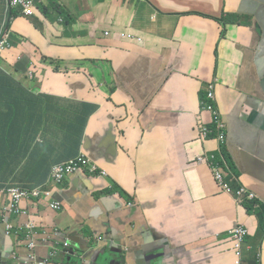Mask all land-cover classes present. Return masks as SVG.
Returning a JSON list of instances; mask_svg holds the SVG:
<instances>
[{
	"label": "crops",
	"instance_id": "0c3cea01",
	"mask_svg": "<svg viewBox=\"0 0 264 264\" xmlns=\"http://www.w3.org/2000/svg\"><path fill=\"white\" fill-rule=\"evenodd\" d=\"M6 2L0 0V32L12 33L13 47L0 57V192L11 184H42L55 164L82 152L107 175L82 176L76 184L77 176L70 178L55 193L61 212L46 202L24 201L30 215L7 218L19 228L12 236L5 233L8 199L0 193V264L30 263L28 232L21 229L30 220L38 226L41 259L55 251L52 264H99L111 251L93 228L103 229L115 215L132 230L134 244L143 245L139 264L141 251L149 255L147 246L163 253L158 264H235L220 236L236 222L254 235L258 222L220 192L209 166L199 161L218 142L199 141L192 122L200 112L197 87L214 83L236 174L264 198V2L60 0L77 19L73 25L59 24L51 11L46 19L14 12L10 21ZM225 10L240 14L242 25L229 27L222 39L218 18ZM128 27L144 46L104 36ZM24 57L32 60L34 78L15 68ZM45 58L64 64L55 70ZM176 78L191 109L182 101L173 104ZM175 93L180 99L178 87ZM52 105L63 112L68 107L63 131L52 123L58 117L49 112ZM127 107L140 109L139 125L149 127L148 135H136L133 123L123 126ZM155 116L176 118L168 131L177 129L180 149L172 152L162 143L166 137L156 133ZM111 180L126 195L96 197ZM146 209L154 220L145 218Z\"/></svg>",
	"mask_w": 264,
	"mask_h": 264
},
{
	"label": "clouds",
	"instance_id": "9594fccd",
	"mask_svg": "<svg viewBox=\"0 0 264 264\" xmlns=\"http://www.w3.org/2000/svg\"><path fill=\"white\" fill-rule=\"evenodd\" d=\"M261 1L264 2V0ZM48 11H51L52 13H56L59 24L73 25L77 22V19H75L71 15L69 9H67V7L60 2V0H7L6 2V14L10 16L11 19L10 21H12L13 18L16 16L14 12L19 13L18 14L19 16L21 15L26 18L35 17L40 19L42 18L46 19L48 15ZM219 18L221 19V21L218 20V22L222 24L224 29L226 30V35L225 37H222V39H225L227 37L229 32V27L242 25L240 21L241 15L238 13H228L225 10L221 14V17ZM3 32L9 34V42L11 46L10 48H7L4 51H2L0 53V57L5 53L6 50L11 49L13 47L11 43L12 33L8 31L6 28H4L2 32H0V35ZM104 36L118 37L121 40L132 42L140 46L145 45L144 44L145 41L142 38V36L136 34L135 31L130 27L126 28L125 30L107 31L104 33ZM27 59H29L31 62L29 67V72L26 73L20 69L19 70L25 74H28L31 78H34L36 69H31V65L33 64L32 60L30 58ZM52 60L56 61V63L55 64L51 63ZM43 63L54 67L55 70H59V66L64 64V62L49 58H45ZM210 86H213V93H214V83H211L208 85V88L204 91L206 93V100H202L201 96L198 98L200 101V112L198 114V122L195 126V129L196 131L197 129L199 130L197 134V139L199 141L206 142L208 140H215L216 142H218V147L216 150L203 154L198 159L200 162H203L209 166L212 172L214 182L218 187V189L220 190V192L222 194H226L232 197L233 200L238 204V206L242 207L246 211V214L255 217L258 222V228L254 235L251 233L248 226H246L242 222H236L229 230L225 232V234H222L224 236H220L222 237L221 238L222 240L220 241L222 245L221 247L228 246V251H231L235 254L236 256L235 264H254L255 262L256 264H262L264 238L261 241H258V243H256L257 240L256 238L258 236L259 228H260V219L258 212L264 208V198L251 186L246 184L242 177H238V175L236 174L234 163L226 148L227 127L217 111L215 94L213 95V97H208V90ZM209 104L214 105V108L221 120L215 119L213 112L211 111L209 112L207 110ZM205 113L211 114L212 117L209 121L204 120L203 115ZM220 123L224 125V128L221 129L219 127ZM203 127H206L207 130L203 131L202 130ZM221 136H223L224 139H221ZM78 156H81L85 160H87V164H82L81 167L78 168L76 172L69 173L66 170L67 162L71 159L77 158ZM78 156L55 164L47 180L42 184H39L37 186L11 184L7 188H5L2 192H0L8 199V205L4 212V220L6 224L5 233L8 236H12V234L16 233V231L19 230V228L12 221L7 220L8 217L14 218L15 216L23 217L30 215L29 211L25 207H23L24 201L27 200L33 203L46 202L47 207L50 210L55 212H61L63 209V203L59 199L55 198V193L59 190V188L64 187L66 183L70 180V178L77 176V178L74 180V184H76L81 179L82 176L102 177L107 175L106 171L102 169L97 164V162L93 161L92 158L87 153L82 152ZM59 167H62L63 171L57 172L56 169ZM217 172L223 175L224 182L225 184L228 185V189H225L220 184L219 180L217 179ZM115 185L118 187L116 182H114L113 180L109 181V186L106 187L104 190H102V192H105L107 190H113ZM41 188L45 193H43L39 197L35 196L34 192ZM14 189L29 191L31 195L23 197L20 200H15L12 194V190ZM46 193H49V195H47ZM117 194L119 193L115 192L114 194H103V195L107 196L108 198H115V197L119 198ZM95 196L98 197L97 195ZM51 204H58L59 209L58 210L52 209ZM29 226L38 227L37 223L34 220H30V222L22 226L21 229L26 231L29 229ZM152 236H154V234H152ZM154 237L155 239L158 238L156 236ZM28 242H29V237L27 234V247H28ZM54 253L55 251H53L50 254V256L47 257L51 259V264H52V260L54 259L53 258ZM39 259L45 260L46 258L41 259L39 257Z\"/></svg>",
	"mask_w": 264,
	"mask_h": 264
},
{
	"label": "rangeland",
	"instance_id": "374dc122",
	"mask_svg": "<svg viewBox=\"0 0 264 264\" xmlns=\"http://www.w3.org/2000/svg\"><path fill=\"white\" fill-rule=\"evenodd\" d=\"M181 75H185L184 72L180 73ZM194 75V74H193ZM184 81L189 83L190 82V77H185ZM179 83V78H176L171 82V86L173 88L174 92V100L173 104H177L178 102L182 101L186 107V109H191L193 106V102L190 99V95L188 94V91L183 89L182 86L178 85ZM193 82L190 83V86H192ZM178 87L179 92H180V99L178 95L175 93V89ZM206 90V89H205ZM205 90H202L201 87H197V96L198 98L201 96V93L204 92ZM70 93V92H69ZM135 98L142 101L141 99V94H132ZM143 106V104H140ZM68 107L64 108V112L59 109L58 106H51L49 109V112L52 114L57 113L58 117H53L54 121H52L53 124L59 123L56 128H58L60 131H63L68 123L70 116L67 112ZM156 121L159 124L156 133L163 134L166 137V140L162 142L163 144H168L171 147L172 152H174L177 149L181 148V137L180 134H178L177 129L174 132L168 131L169 128H173L174 126L177 125V120L175 117H159L155 116ZM125 123L123 126L125 128H130L129 124L133 123L135 133L136 135H148L149 132L147 129L149 127H141L139 125L140 122V109L136 108L135 110H132V108L127 107V111L125 113ZM193 125H196V122H192ZM168 125V127H165ZM198 129L196 133L198 134ZM101 145V144H99ZM108 181V178H107ZM104 192L98 191L95 193L98 197L102 196ZM142 213L145 215V218L149 217L151 220H154V214L153 211H150L149 209H146L142 211ZM157 220V219H156ZM99 231L100 237L98 238V241H107V244H109V250L112 252L115 248H119L118 250L121 251V262L122 264H133V260L135 264H139V250L140 246L138 244H134V234L132 230L128 227V224L122 221V218L119 217L118 215L113 216L108 222V225L104 227L103 229L98 228L95 226L93 228V232L95 230ZM256 243H258V240H256ZM111 255V254H110ZM109 255V256H110ZM107 256V255H105ZM133 258V260H131ZM138 260V261H137ZM132 261V263H131Z\"/></svg>",
	"mask_w": 264,
	"mask_h": 264
},
{
	"label": "built area",
	"instance_id": "2783aa9c",
	"mask_svg": "<svg viewBox=\"0 0 264 264\" xmlns=\"http://www.w3.org/2000/svg\"><path fill=\"white\" fill-rule=\"evenodd\" d=\"M10 42H9V34L6 32L1 33L0 35V53L2 51H4L7 48H10ZM214 93H213V86L209 87L208 90V97H213ZM207 110L210 112H213L215 119L217 120H221L219 115L217 114L214 105L213 104H209ZM222 122V121H221ZM219 127L222 129L224 128V125L222 123H220ZM203 131H206L207 128L203 127L202 128ZM221 139H224L223 136H221ZM82 164H87V160H85L83 157L78 156L77 158L71 159L67 162L66 165V170L69 173H74L77 171L78 168L81 167ZM57 172H61L63 171L62 167H59L56 169ZM217 179L219 180L220 184L225 188L228 189V185L225 184L224 182V177L223 175H221L219 172H217ZM43 193H45L43 191V189H38L34 192V195L39 197L41 196ZM12 194L15 198V200H20L23 197L29 196L31 195V193L29 191H25V190H21V189H14L12 190ZM47 195H49V193H46ZM52 209L58 210L59 209V205L58 204H51ZM10 228V225H9ZM37 227H33V226H29V229L27 230L28 232V237H29V242H28V248L30 250V264H51V259L50 258H46L45 260H40L39 256L36 253V250L39 246V242L37 240Z\"/></svg>",
	"mask_w": 264,
	"mask_h": 264
},
{
	"label": "water",
	"instance_id": "95a60500",
	"mask_svg": "<svg viewBox=\"0 0 264 264\" xmlns=\"http://www.w3.org/2000/svg\"><path fill=\"white\" fill-rule=\"evenodd\" d=\"M30 63L31 62L29 59L23 58L21 60V62L16 65V68L22 70L23 72L28 73ZM147 249L150 251L149 255L145 258V257H143V252L141 251L140 262H142L143 264H158L157 261L159 258H161L163 256V253H158L157 250L154 249V247L147 246ZM138 255H139V253H138ZM78 257L80 259L85 258V256L81 253L78 254ZM80 259H76V260L78 262H80L81 261ZM99 264H122V262H121V251L118 250V252H115V251L109 252L107 254V256H105V258Z\"/></svg>",
	"mask_w": 264,
	"mask_h": 264
},
{
	"label": "trees",
	"instance_id": "16d2710c",
	"mask_svg": "<svg viewBox=\"0 0 264 264\" xmlns=\"http://www.w3.org/2000/svg\"><path fill=\"white\" fill-rule=\"evenodd\" d=\"M218 20L221 21L220 18H218ZM225 35H226V30L224 29L223 34H222V37H225ZM51 63L55 64L56 61H53V60H52ZM201 99H202V100H206V93H205V92H202V93H201ZM118 191H120V193H121L123 196L126 195V194H125L124 192H122V191H121L116 185H115V187H114L113 190H107V191H105L103 194H114L115 192H118ZM258 215H259V219H260V228H259V233H258V236H257L256 239H257L258 241H261V240L264 238V208L258 212ZM254 264H256V262H255Z\"/></svg>",
	"mask_w": 264,
	"mask_h": 264
},
{
	"label": "flooded vegetation",
	"instance_id": "af4514ba",
	"mask_svg": "<svg viewBox=\"0 0 264 264\" xmlns=\"http://www.w3.org/2000/svg\"><path fill=\"white\" fill-rule=\"evenodd\" d=\"M142 247H143V245L140 246V250H141Z\"/></svg>",
	"mask_w": 264,
	"mask_h": 264
}]
</instances>
